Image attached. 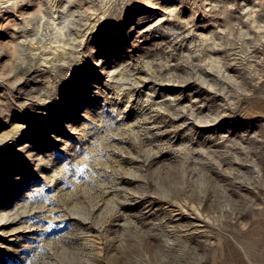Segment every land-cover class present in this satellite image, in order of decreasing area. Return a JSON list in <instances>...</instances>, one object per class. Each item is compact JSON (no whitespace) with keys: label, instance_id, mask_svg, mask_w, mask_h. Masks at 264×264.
Returning a JSON list of instances; mask_svg holds the SVG:
<instances>
[{"label":"rangeland","instance_id":"rangeland-1","mask_svg":"<svg viewBox=\"0 0 264 264\" xmlns=\"http://www.w3.org/2000/svg\"><path fill=\"white\" fill-rule=\"evenodd\" d=\"M0 179V264H264V0H0Z\"/></svg>","mask_w":264,"mask_h":264},{"label":"bare ground","instance_id":"bare-ground-1","mask_svg":"<svg viewBox=\"0 0 264 264\" xmlns=\"http://www.w3.org/2000/svg\"><path fill=\"white\" fill-rule=\"evenodd\" d=\"M62 20L66 24H70V23L73 22V21L69 20L68 17L65 14L62 16ZM28 70L29 71H33V70H35V67L32 65V66L29 67ZM78 99H79V101H76L77 104H79L83 98L82 97H79ZM75 105L76 104L74 103L73 106H75ZM57 117H58V121H61V122L64 121V117L65 116H64L63 113H60ZM54 126L55 125H53V124L52 125H49L47 127V129L45 130V132L42 133V135H47L46 134L47 131H49V130H51L53 128H56ZM25 145L26 144H24V143L18 145L17 146L18 147L17 148L18 149V152H19V150L24 149ZM14 159L16 160V162H20L21 161L20 156H17V155L16 156L14 155ZM33 160H36L37 161V164H40V165L43 163L44 164V167L49 166L51 164L50 160H47V158H44L42 156H37V155L35 156L34 152H28L25 155L24 163L27 166H29L30 164H32ZM35 165H36V163H35ZM10 169H11V167L4 168V175L6 177L9 176V173L11 171ZM13 179H14V182H18V180H19L16 177L13 178ZM0 182H1L0 183V189L1 190H4V191L6 190V193L7 194H13V193H15V191H18V189L20 187V184H18V185H13V184L10 185L11 182L8 183L6 180H1L0 179ZM7 199H8L7 198V195L5 197L0 195V248L3 245H5L6 243H9V241L13 240V236L18 232L17 229H19V228L12 227L13 224L16 222V217H12V214L13 213H11L10 211H7L3 207V206H5V202H6ZM259 237H262L261 234L259 235ZM221 256L222 257H221V260H220V264H246L244 258L240 254H237V253L235 254L233 252L232 247L228 243H226V245L224 247V252H223V254H221Z\"/></svg>","mask_w":264,"mask_h":264}]
</instances>
